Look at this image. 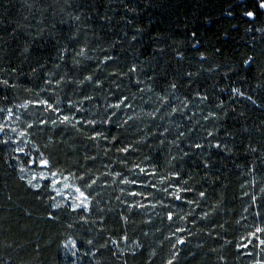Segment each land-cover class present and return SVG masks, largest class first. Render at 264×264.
<instances>
[{"label":"trees","instance_id":"16d2710c","mask_svg":"<svg viewBox=\"0 0 264 264\" xmlns=\"http://www.w3.org/2000/svg\"><path fill=\"white\" fill-rule=\"evenodd\" d=\"M0 125V264H264L258 0H0ZM40 153L89 211L27 185Z\"/></svg>","mask_w":264,"mask_h":264},{"label":"snow or ice","instance_id":"6c2138e0","mask_svg":"<svg viewBox=\"0 0 264 264\" xmlns=\"http://www.w3.org/2000/svg\"><path fill=\"white\" fill-rule=\"evenodd\" d=\"M258 4H259V8L260 9H264V0H258ZM245 16L249 17V18H254L255 17V12L254 11H251V10H246L244 11L243 13ZM193 36H196V33L193 32L192 33ZM193 47H195V45H193ZM80 55H83V50L81 51V53H79ZM204 57L202 56L201 59H203ZM132 71H135V69H132ZM190 75V74H189ZM86 79L88 80H91L92 78L91 77H86ZM4 83H7V81H5ZM173 88H175V85L173 84L172 85ZM233 92H239L238 89H233ZM242 95V93H241ZM201 100H206L207 97L206 96H203V97H200ZM249 99H251V97H249ZM127 100V97H125L123 100H121L119 103L117 104H114V105H110V107H113V108H117L119 109L121 107L122 104L125 103V101ZM39 103L41 104H45L47 105V108L49 109H52V110H56V109H53V106L51 104H48L47 101H40ZM253 103H255L253 101ZM187 105L185 104V107ZM218 107H222L223 105L220 104V105H217ZM158 111V109H157ZM176 109L174 108L173 109V112H175ZM9 115H11V109H9ZM214 115L213 113H209V116H212ZM18 119V117H17ZM72 118H70L69 116H63L62 117V120H61V123H66V122H70ZM207 119V117H206ZM53 123H55V121H53ZM89 123L91 124H94L95 121H89ZM29 128L32 127V125H28ZM4 131V126L3 125H0V132ZM12 131H16V129H12ZM20 136H25L26 133L25 132H20L19 133ZM209 135H211V133H209ZM103 136V133H96V135L94 137H92V139H96V137H102ZM106 138V137H105ZM116 138L113 137V140H115ZM4 143H7V141L5 140ZM25 144L28 143L27 140L24 141ZM197 148H200L202 147L201 145L197 144L196 145ZM215 147L219 148L220 145H215ZM18 151H21L23 152L24 149L23 148H18L17 149ZM38 151V149H37ZM120 151L122 152H127L128 149L127 148H123V149H120ZM30 163L41 168V169H51V161L44 156L43 153H40L39 155V158H32L30 159ZM21 172H24V169L21 168L20 170ZM145 170L143 168L140 169V172H144ZM60 175L58 172H55V171H52L50 173V176L45 174L43 171L40 172L39 174H33L30 178H27L26 179V183L29 187H31L32 189L36 190L37 192L40 191V189L42 187H45L44 185L40 184V183H36L35 181L37 180H41V181H44V180H48L50 181L49 184H48V188H50L51 191L55 192L57 196H61L65 201H67L68 197L64 195V190L65 189H72V201H71V204L68 205V207L70 208V210L72 212H77V211H83V212H87L89 211V207H90V199H89V195H87L80 187L78 186H73V185H70L68 183V178L67 177H64L63 180H60V179H57V176ZM117 175H120L119 173H117ZM22 180L25 179L24 176H21L20 177ZM79 179L83 180L84 177H80ZM123 183H136L135 180H132V181H129L128 179H124L122 181ZM161 183H164L163 180L160 181ZM63 184V187H58V185L60 184ZM185 185L187 184V181H184L183 182ZM92 184H95V181L93 180L91 184H86V187L88 188H91L92 187ZM153 187H155V185H152ZM163 191H165L166 193L168 192V189L165 188L163 189ZM188 191H191V189H188V188H185V187H182V186H178L175 188L174 191H172L171 193H169V195L172 196V198H174L175 200H181L183 197H182V194L185 193V192H188ZM131 195L133 196H136V195H141V193H131ZM199 195L201 197L204 196V193L201 192L199 193ZM51 200L53 201V203L51 204V207L54 209V210H58L62 207H65L64 204L60 203L59 201L56 200V197H51ZM188 203H193V201H188ZM142 206V205H141ZM49 218L50 219H57V217L55 216L54 213H50L49 215ZM168 219L171 221L173 219V214L171 212L168 213ZM183 219V217L181 218ZM69 227H72V225L70 224ZM177 231H183V229H177ZM257 233H260V234H264V227H257L256 230L251 233L252 236L256 237V239L259 241V244L264 246V239H260V236L257 235ZM124 239H127V237L125 236ZM88 244H92V241L89 240L87 241ZM113 244L116 243V241H112ZM178 243H184L183 240H178ZM65 248H70L72 250V255L75 256L76 255V252L78 251L77 249V242L75 240H69L67 241V243H65L64 245ZM169 264H171V261H169ZM257 264H259V261L257 262Z\"/></svg>","mask_w":264,"mask_h":264},{"label":"rangeland","instance_id":"374dc122","mask_svg":"<svg viewBox=\"0 0 264 264\" xmlns=\"http://www.w3.org/2000/svg\"><path fill=\"white\" fill-rule=\"evenodd\" d=\"M44 172L45 174H47V175H49L50 176V172H48L47 171V169H37V171H35L34 173H32V175L33 174H39L40 172ZM31 175V176H32ZM63 178H64V176H57V179H60V180H63ZM45 181H47L48 183L50 182V181H48V180H44V181H41V180H37V181H35L36 183H43V182H45ZM68 183L70 184V185H73V186H75L74 184H72L70 181H69V179H68ZM58 187H63V184L61 183L60 185H58ZM53 194H54V197H56V200L57 201H59L60 203H62V204H64V205H70L71 204V201H72V189H65L64 190V195L65 196H67L68 197V199H67V201H65L61 196H57L56 195V193L55 192H53Z\"/></svg>","mask_w":264,"mask_h":264}]
</instances>
